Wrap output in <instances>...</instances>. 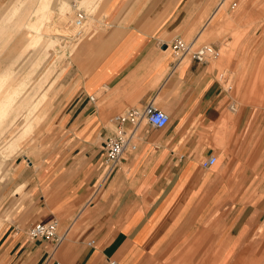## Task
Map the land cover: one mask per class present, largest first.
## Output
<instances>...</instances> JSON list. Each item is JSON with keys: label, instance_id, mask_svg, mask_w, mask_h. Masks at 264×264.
<instances>
[{"label": "crops", "instance_id": "obj_1", "mask_svg": "<svg viewBox=\"0 0 264 264\" xmlns=\"http://www.w3.org/2000/svg\"><path fill=\"white\" fill-rule=\"evenodd\" d=\"M110 1L106 27L77 51L83 74L55 116L65 136L60 159L26 224L56 219L58 232L75 227L65 234L62 251L76 232L79 243L95 241L71 258L65 253L64 264H132L141 254L183 246L186 236L207 226L224 230L216 241L226 247L222 259L231 247L234 257L240 247L258 245L257 238L264 239V11L256 8L264 0ZM59 2L69 16V0H37L34 18L28 21L30 10H24V25L15 31L17 61L34 53L35 72L59 43L51 23ZM99 2L83 0L89 6ZM20 5L16 0L12 8ZM176 38L212 46L218 54L206 62L177 60L167 47ZM10 73L0 70V129L10 124L0 138V193L7 188L10 153L22 149L40 122L53 88L26 103L21 96L31 74L10 89ZM149 101L169 115L168 123L155 128L142 121L134 130L135 148L107 165L105 140L116 127L111 118ZM212 155L216 164L204 168ZM27 169L18 165L17 179L26 181ZM246 198L251 201L238 202ZM5 203L6 196L0 208ZM49 242L21 230L9 236L11 250L21 248L19 257L28 264L51 255Z\"/></svg>", "mask_w": 264, "mask_h": 264}, {"label": "rangeland", "instance_id": "obj_2", "mask_svg": "<svg viewBox=\"0 0 264 264\" xmlns=\"http://www.w3.org/2000/svg\"><path fill=\"white\" fill-rule=\"evenodd\" d=\"M15 1L2 0L0 2V16L3 15L2 12L10 8L14 10L8 18L5 16V21L0 22V70L10 69V89L13 88L19 78L31 74L27 90L21 96V99H24L26 103L40 98L51 86L53 88L49 102L43 103L46 108L43 117L41 120H36L40 122L35 125L33 132L21 144L22 151L18 150L10 153V160L7 163V176H5L7 188L5 192L1 191L0 193V200L4 196L7 200V204L5 203L6 205L4 204L0 208V219L3 218L5 210H8L7 214H9L8 220L0 221L2 223L0 230V264H28L19 257L21 248H19L20 250L17 248V251L14 248L11 250L9 236H17L21 230L28 237L27 230L30 225L26 224L25 216L27 211L34 206L38 195L40 193L44 194V184L51 179L50 173L53 172L54 164L60 159L62 152L60 147L63 146L64 142H61V140L65 136L61 135L58 123L60 119H56L55 116H57V112L59 113L62 106L66 108L68 104L63 103V100L68 98L77 80L80 79V74H83V69L80 70L81 59L77 57V51L89 43L88 41L91 40L94 33L106 27L107 23H104L106 21L104 18L108 14L107 8L110 0H100L98 4L90 6L84 4L83 0H69L71 4L69 16L62 15L59 7L61 2H59L55 7V11L51 14V23H53V27L58 28L59 31L56 32L55 36L59 37L60 40L54 48H50L49 52L41 57L40 68L36 72L31 67V59L34 53L29 54L26 59L17 61L21 54L20 43L17 41L18 39L13 42V37L16 29L24 25L22 20L24 10H30L29 14L27 12V15L30 16L28 21L34 18L30 13L36 7L37 0H21L19 7L12 8ZM23 2H25V5H22ZM8 5L9 7H7ZM256 9L264 11V6H258ZM78 15L84 16V20L87 21H85L86 24L80 34L77 33V26H75V18ZM35 50H38V48H35ZM9 129L10 124L0 129L3 130L0 133L1 139L5 137ZM18 165L29 168L24 173L28 182L27 179L26 181H23L22 178L17 179L15 169ZM250 201L246 198L240 199L238 202L246 203ZM233 202H237V200H233ZM70 229L71 231L75 230V227L69 225L67 230H59L58 237L49 240L51 241V243H48L51 255L48 258H42L37 264H51V259H58L60 264H64L62 259L65 253L68 254V258H71L72 255L78 254L82 248L89 247L86 245V241L79 243L81 233L76 232L75 239L66 248L67 251L60 250L64 243V236ZM223 234L224 230L212 229L207 226L206 229L192 232L186 236L183 246L163 247L156 250V252L141 254L138 256L137 262L132 264H264V239L260 237L257 238L259 244L253 246L254 248L252 246L240 247L233 257L234 248L231 247L222 259L221 256L226 247L216 245V241Z\"/></svg>", "mask_w": 264, "mask_h": 264}, {"label": "built area", "instance_id": "obj_3", "mask_svg": "<svg viewBox=\"0 0 264 264\" xmlns=\"http://www.w3.org/2000/svg\"><path fill=\"white\" fill-rule=\"evenodd\" d=\"M84 16L78 15L75 18L76 24L81 27L84 23ZM175 54L177 60L185 56H191L199 62H206L210 58L218 54V50L212 46L204 45L195 47L192 43L176 38L167 46ZM93 99L92 96L89 97ZM145 121L155 128H163L169 121V115L157 107L153 101L147 102L142 108H132L116 114L111 118V122L115 124L114 132L105 140L104 147V162L109 166H114L121 159L126 149H134L135 145L132 142L135 128ZM130 124L131 128H126L125 125ZM218 157L212 155L202 162L204 168H210L216 164ZM58 221L50 219L45 222H35L27 230V235L30 239H45L52 240L57 235ZM94 243L93 239L87 241L88 245ZM109 264H116L111 261Z\"/></svg>", "mask_w": 264, "mask_h": 264}, {"label": "bare ground", "instance_id": "obj_4", "mask_svg": "<svg viewBox=\"0 0 264 264\" xmlns=\"http://www.w3.org/2000/svg\"><path fill=\"white\" fill-rule=\"evenodd\" d=\"M86 21V20H85ZM84 21V23H83V25L81 26V27H79L77 24H76V21H75V26H77V33H79L80 34V31L84 28V26H85V24H86V22ZM39 32V31H38ZM76 33V34H77ZM57 235H59L58 234V227H57ZM94 244H95V241H94V243L92 244V245H89V246H94ZM112 261H114V260H112ZM116 262V261H115ZM58 264V263H57ZM60 264V263H59Z\"/></svg>", "mask_w": 264, "mask_h": 264}]
</instances>
